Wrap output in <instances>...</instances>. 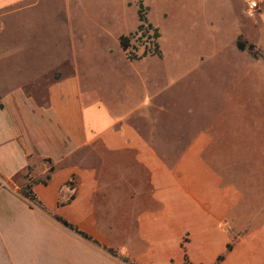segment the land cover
Here are the masks:
<instances>
[{
    "label": "crops",
    "instance_id": "crops-1",
    "mask_svg": "<svg viewBox=\"0 0 264 264\" xmlns=\"http://www.w3.org/2000/svg\"><path fill=\"white\" fill-rule=\"evenodd\" d=\"M42 1L0 0V264H264V188L227 183L207 164L204 130L176 160L163 157L146 119L161 108L158 93L84 87L74 51L12 72L18 53L33 51L15 45V32ZM221 1L239 5V37L264 55V0L253 19L249 0ZM29 183L40 204L21 194Z\"/></svg>",
    "mask_w": 264,
    "mask_h": 264
},
{
    "label": "rangeland",
    "instance_id": "rangeland-1",
    "mask_svg": "<svg viewBox=\"0 0 264 264\" xmlns=\"http://www.w3.org/2000/svg\"><path fill=\"white\" fill-rule=\"evenodd\" d=\"M138 1L43 0L21 18L15 45L30 44L33 51L30 57L18 53L12 72L28 75L30 58L47 63L74 51L84 87L92 81L104 94H126L131 83L144 97L158 93L161 108L146 119H155L163 157L176 160L181 145L204 130L213 141L203 156L207 164L227 183L264 188V55L259 52L255 64L248 50L237 47V40L245 42L236 25L239 5L230 12L221 0H144L149 21L160 29L163 56L130 61L120 38L139 25ZM151 35L133 38L135 53L154 43ZM4 44L9 46L8 38ZM139 126L152 137L147 123L140 120ZM117 230L111 238L120 242Z\"/></svg>",
    "mask_w": 264,
    "mask_h": 264
},
{
    "label": "trees",
    "instance_id": "trees-1",
    "mask_svg": "<svg viewBox=\"0 0 264 264\" xmlns=\"http://www.w3.org/2000/svg\"><path fill=\"white\" fill-rule=\"evenodd\" d=\"M138 6V19H139V25L136 29V31L130 33L129 35H123L120 38V46L122 50L127 54V58L130 61H135V60H142L146 57H162L163 52L161 49V45L158 42V40L161 38V33L158 27H155L148 19V11L149 8L145 6L144 0H139L137 3ZM150 32H153V35L148 37L149 39H154V43L152 45H147L142 52V54L138 55L134 51H138V48H136L132 40L133 38L138 35L139 33H143L145 36L148 35ZM238 49L241 51L248 50L255 58L260 56L259 51L256 50L254 45H248V43L238 41L237 43ZM54 171V168L50 169V173ZM51 179V175L49 174L45 180H37L33 181V183L41 182L43 184H47V182ZM21 194L30 200L34 204H40L39 201L37 200L36 195L34 194L32 190V183L27 184L23 189L21 190ZM57 220L63 224L66 228L74 231L75 233L81 235L83 238L93 241L94 243L98 244L101 246L99 242L94 240L92 237L88 236L87 234L81 232L79 229L75 228L73 225L69 224L67 221L56 217ZM231 248L228 247V250ZM108 251L115 257H117V253L113 249H108ZM224 260V256H221L218 260V263ZM185 264H191L189 260L187 259Z\"/></svg>",
    "mask_w": 264,
    "mask_h": 264
},
{
    "label": "built area",
    "instance_id": "built-area-1",
    "mask_svg": "<svg viewBox=\"0 0 264 264\" xmlns=\"http://www.w3.org/2000/svg\"><path fill=\"white\" fill-rule=\"evenodd\" d=\"M258 3L254 0H249L246 8V15L249 18H255L257 14Z\"/></svg>",
    "mask_w": 264,
    "mask_h": 264
}]
</instances>
